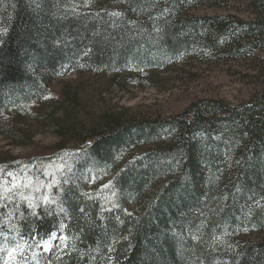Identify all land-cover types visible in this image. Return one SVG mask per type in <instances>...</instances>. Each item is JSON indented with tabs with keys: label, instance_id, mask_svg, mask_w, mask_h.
I'll return each mask as SVG.
<instances>
[{
	"label": "trees",
	"instance_id": "obj_1",
	"mask_svg": "<svg viewBox=\"0 0 264 264\" xmlns=\"http://www.w3.org/2000/svg\"><path fill=\"white\" fill-rule=\"evenodd\" d=\"M244 1L255 18L229 23L185 16L217 0H0V134L65 69L158 66L215 35L231 56L264 49V0ZM87 141L0 161V264H44L38 250L54 234L61 245L45 264H264V237L217 243L264 233V90L238 105L204 99L165 118L113 119ZM137 145L106 185L83 189Z\"/></svg>",
	"mask_w": 264,
	"mask_h": 264
},
{
	"label": "rangeland",
	"instance_id": "obj_2",
	"mask_svg": "<svg viewBox=\"0 0 264 264\" xmlns=\"http://www.w3.org/2000/svg\"><path fill=\"white\" fill-rule=\"evenodd\" d=\"M217 1L216 6L199 4L186 11L185 16H217L229 23L255 18L244 0ZM217 37L213 38L214 44L194 43L179 52L174 60L158 66L130 64L112 74L65 69L51 82L44 101L30 106L27 113L17 112L13 119L16 121L12 126L14 133L0 134V161L47 156L61 144L77 147L87 143L93 132H102L113 119L165 118L204 99L223 100L231 105L249 101L264 90V49L245 47L234 54L237 57L231 56V48L227 50ZM167 143L163 140L164 145ZM145 148L137 145L121 152L114 165L99 178L86 180L83 189L103 187L109 179L108 173L125 165ZM32 188L33 184L29 189ZM125 206L129 208L128 204ZM262 237L264 233L259 230L243 228L219 235L217 243L256 241ZM60 245V235L54 234L39 247L44 264Z\"/></svg>",
	"mask_w": 264,
	"mask_h": 264
},
{
	"label": "snow or ice",
	"instance_id": "obj_3",
	"mask_svg": "<svg viewBox=\"0 0 264 264\" xmlns=\"http://www.w3.org/2000/svg\"><path fill=\"white\" fill-rule=\"evenodd\" d=\"M9 175H11V174H9ZM44 199H45V201L47 202L48 198L45 197ZM29 207H35V206L32 205L31 203H29ZM61 227H63V225H61ZM53 238H55V237H53ZM20 247H21V246L18 244V245H16V247H14V248H12V249H10V250L8 251V259H9V260L14 259V254L17 252V250H18Z\"/></svg>",
	"mask_w": 264,
	"mask_h": 264
}]
</instances>
